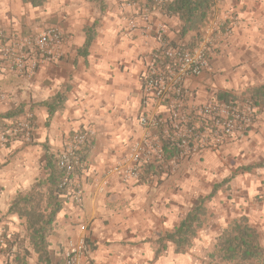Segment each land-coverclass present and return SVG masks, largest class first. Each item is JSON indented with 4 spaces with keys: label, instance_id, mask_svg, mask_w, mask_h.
<instances>
[{
    "label": "crops",
    "instance_id": "crops-1",
    "mask_svg": "<svg viewBox=\"0 0 264 264\" xmlns=\"http://www.w3.org/2000/svg\"><path fill=\"white\" fill-rule=\"evenodd\" d=\"M47 23H56L64 35L57 62L27 73L12 70L0 56V113L21 108L13 121L0 119V234L22 232L18 216L7 215L10 201L40 176L48 156L58 158L70 136L85 128L94 134L80 149L83 162L72 178L82 193L76 199L70 186L63 195L50 236L53 258L66 239L85 237L87 260L93 264H207L208 247L230 219L247 214L264 224V108L246 135L172 161L161 175L124 180L120 174L134 164L145 140L141 115H168L165 106L144 97L141 74L162 37L173 45L188 42L178 17L158 8L145 13L126 0H108L105 12L92 0H47L37 7L0 0V41L29 36ZM87 27L95 34L85 49ZM226 28L231 34L224 39ZM200 35L199 42L213 36L219 50L210 68L187 81L186 111L216 99L219 91L239 94L264 83V0H216ZM58 93L65 100L49 120L44 102ZM28 116L33 140L3 131L1 123ZM2 135L12 139L6 142ZM145 161L141 157L142 169ZM218 183L214 215L192 248L176 252L167 242L156 255L161 237ZM0 264H9L1 251ZM31 264H37L36 258Z\"/></svg>",
    "mask_w": 264,
    "mask_h": 264
},
{
    "label": "built area",
    "instance_id": "built-area-1",
    "mask_svg": "<svg viewBox=\"0 0 264 264\" xmlns=\"http://www.w3.org/2000/svg\"><path fill=\"white\" fill-rule=\"evenodd\" d=\"M126 3L128 6H138L145 13L152 11L142 8L141 0H126ZM230 34V28H226L222 37L227 39ZM161 41V46L152 52L149 62L142 70L141 78L144 97L152 103L165 106L168 115H141V123L146 129L145 140L137 149L134 164L120 171L124 180L129 177L140 179L143 168L141 157L145 158L146 163L163 158V137L169 138L176 145L178 158L174 163L177 164L183 157L218 146L227 138L246 135L260 109L241 96L230 100L216 98L199 105L192 112L186 111L184 105L186 97L190 95L186 83L210 68L215 39L213 36L203 39L194 47L172 45L164 37ZM63 43L61 28L49 24L29 36L4 44L0 42V56L8 60L14 71L34 73L41 65L60 59ZM19 124L26 129L25 138L31 140L29 122L25 119ZM16 133V130L11 131L12 135ZM93 134L91 128L76 130L59 155L58 163L65 171L60 187L72 186L76 199L82 193L79 185H72L73 173L78 163L76 152ZM7 139L6 135H2V140ZM4 243V237L0 234V247ZM54 261L56 264H93L87 260L86 238L66 239L56 252Z\"/></svg>",
    "mask_w": 264,
    "mask_h": 264
},
{
    "label": "trees",
    "instance_id": "trees-1",
    "mask_svg": "<svg viewBox=\"0 0 264 264\" xmlns=\"http://www.w3.org/2000/svg\"><path fill=\"white\" fill-rule=\"evenodd\" d=\"M24 1L37 7L44 5L47 0ZM92 1L98 5L102 12L107 10L108 0ZM141 1L142 8H148L149 10L158 8L163 14L176 16L180 19L179 29L181 35H190L188 42L183 44L186 47L198 45L201 40L200 32L216 4V0ZM94 30L93 27L86 28L85 49L88 48L94 38ZM218 48L219 46H214V52H217ZM242 95L260 109L264 108V83L250 85L242 91ZM216 96L217 99L221 100H230L236 97L233 93L223 91L217 92ZM64 100L65 94L58 93L44 102L49 111V120L54 112L62 107ZM20 113L21 108L17 107L0 113V119L13 121ZM26 119L30 126V138L33 140V118L28 116ZM19 123L16 120L10 124L1 123V126L4 128L3 131L9 129L17 131L16 135L11 136L12 138H25L26 129H23ZM162 141L163 158L145 163L144 169L141 170L140 179L144 178L145 174L150 173L161 175L167 170L168 163L178 158L176 145L166 137H163ZM80 149L76 152L78 163L73 175L80 169V164L83 162V158L79 155ZM58 159L59 156L55 158L53 154L48 156L46 161L41 164L40 176L28 189L19 191L10 201L7 215L15 214L18 216L22 232L8 233L4 231L2 233L5 243L0 247V251L8 254L9 264H31L33 257L36 258L37 264H56L49 248L50 236L57 225L58 215L63 208V195L67 189V187H60V183L65 177V171L59 165ZM220 186L219 183L215 184L212 191L202 196L178 225L161 237L159 240L161 243L160 248L156 255L162 252L167 242L173 244L176 252H186L192 248L195 239L199 237L212 218L213 213L210 203ZM206 262L207 264H264L262 235L251 223L247 214H241L227 222L222 232L216 236L213 244L208 249Z\"/></svg>",
    "mask_w": 264,
    "mask_h": 264
},
{
    "label": "rangeland",
    "instance_id": "rangeland-1",
    "mask_svg": "<svg viewBox=\"0 0 264 264\" xmlns=\"http://www.w3.org/2000/svg\"><path fill=\"white\" fill-rule=\"evenodd\" d=\"M48 24V23H47ZM49 24H55L56 25V23H49ZM48 24V25H49ZM47 26V25H46ZM45 27V26H44ZM44 27H42V28H44ZM28 35V34H27ZM27 35H24V36H27ZM18 38H23L22 36H19V37H12L11 38V40H13V39H18ZM9 41V40H8ZM8 41H6V42H8ZM1 43H6L5 41H3V39H1V41H0ZM215 53L216 52H214L213 53V56L215 55ZM234 95L236 96V97H241V96H243L242 95V93L240 92L239 94L238 93H234ZM231 188V187H230ZM227 189V188H226ZM226 189H225V191H226ZM213 200L211 201V203H210V207H211V209H212V217H213V215H214V209L212 208V205H213ZM249 216V215H248ZM250 217V221H251V223L260 231V233H261V235H262V243L264 244V224H260L259 222H254V220H252L251 219V216H249ZM212 219V218H211ZM231 220V219H230ZM255 221H257V220H255ZM213 242L214 241H212V243L210 244V246L208 247V249L211 247V245L213 244ZM208 249H207V251H208ZM36 262H37V260H36Z\"/></svg>",
    "mask_w": 264,
    "mask_h": 264
}]
</instances>
